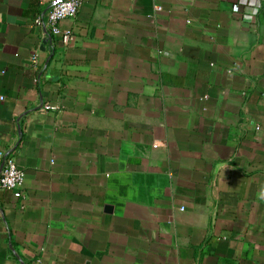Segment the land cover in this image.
Instances as JSON below:
<instances>
[{
    "label": "crops",
    "instance_id": "crops-1",
    "mask_svg": "<svg viewBox=\"0 0 264 264\" xmlns=\"http://www.w3.org/2000/svg\"><path fill=\"white\" fill-rule=\"evenodd\" d=\"M46 4L0 0V264H264V0Z\"/></svg>",
    "mask_w": 264,
    "mask_h": 264
},
{
    "label": "built area",
    "instance_id": "built-area-1",
    "mask_svg": "<svg viewBox=\"0 0 264 264\" xmlns=\"http://www.w3.org/2000/svg\"><path fill=\"white\" fill-rule=\"evenodd\" d=\"M86 0H41L47 3L43 15L35 17L34 23L42 25L54 34L60 33L59 23L66 18H74ZM239 10V6H235ZM3 164L0 169V188L23 191L26 173L20 168L11 155L1 153Z\"/></svg>",
    "mask_w": 264,
    "mask_h": 264
}]
</instances>
